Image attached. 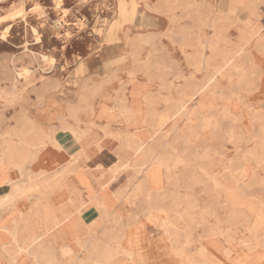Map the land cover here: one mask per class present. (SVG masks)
<instances>
[{
	"label": "crops",
	"instance_id": "1",
	"mask_svg": "<svg viewBox=\"0 0 264 264\" xmlns=\"http://www.w3.org/2000/svg\"><path fill=\"white\" fill-rule=\"evenodd\" d=\"M94 1L92 4L93 8H90L92 11L91 15L97 16L101 7L102 19L105 18L112 22L118 17L119 0ZM129 1L131 0H126L127 3H130ZM169 1L172 8L159 12L156 8L160 5V0H136L137 9L133 22L126 23L117 29L115 32L116 38L112 41L106 39V34L98 36L101 54L80 57L75 61L76 65L67 77L65 75L61 77L57 74L46 76L45 79L37 82L40 85L39 88L20 93L21 96L18 102L12 105H7V90H0V200L12 192V184L14 182L25 183V187H27L29 185L28 175L37 180H42L46 176L48 181L47 184L40 187L41 191L46 192L45 197H41L37 191L19 196L9 209H7V203L0 208V264H40L38 257L37 261L30 257L34 255L32 251L20 253L19 258L17 257L15 261L10 257L13 254L12 250H10L12 247L7 246V244H11L14 238L8 228L13 227L14 219L19 217L20 212L24 213V220L21 222L19 233L20 239L35 234L44 237L45 229L43 224H51L57 218V221H59L58 225L47 233L45 237L51 239L55 237L57 244L65 240L66 244L70 245L71 248L75 243L84 244L83 246L87 248V255L82 260L89 263L88 249L96 242H91L88 239L92 237V230L101 226L95 232L101 236L108 234L105 231L106 227L103 225L108 220L102 219L103 215H101V210L98 208L97 198L100 197L104 201V206L121 213L119 217H121L123 223L129 222L131 213L140 210L139 208L137 210L131 209L129 202L125 198H116L119 192L132 190L140 178L139 172L134 166H131L132 170L127 172V175L129 173L128 176H125V172H122V169L125 168L120 166L121 162L127 158L132 162L135 157L133 154L131 155V152L121 150L120 147L125 143V134L129 133L148 144L154 145L157 155L149 156V159L159 158L164 155V151L158 150V147L172 140H166L157 134L151 136V126L142 122L147 110L144 97L154 96L157 100L154 105L156 111L163 113L168 108V103L165 99L168 96L178 98L179 95L176 90H173L175 87L172 90L165 89L162 87L161 82L158 83L157 87L155 82L160 75L153 72L152 68V76L146 75L147 83L141 81V73L134 64L136 59L132 54H128L124 62H119L116 59L122 54H127V52L135 51L137 53L138 46H143L141 43L145 40L150 43L147 47H152L154 50H158L159 47L163 46L166 50L163 48V61L159 62L158 66L161 68V64H165L166 66L162 67L163 69L171 67L174 69L173 74H169L172 77H165L163 82L183 83L182 77L179 78L180 81L174 82L173 80L178 78V74L184 77L191 76L192 73L188 75L187 70L194 65L190 64L187 54L194 52L195 48L199 47L196 43L195 48H182L183 29L190 27L195 33V37L200 33L204 35V38L210 36L213 32V28L209 25L195 22L188 16V12L182 3L183 0ZM198 1L201 2L198 15L208 23L212 24V20L222 14L225 16L223 24L230 25L229 31L239 30L245 24L244 20L247 18H250L255 25H262L264 29V23L255 21L258 14L255 2L247 0L233 9L236 6L235 0ZM161 3L167 6V0H163ZM6 25L7 23L3 24L0 29V46H7V41L1 39V32ZM15 25L16 22L13 23L12 29ZM204 31H209V34H204ZM209 52L207 49L206 54L208 55ZM176 56H179V58ZM168 57L169 60L174 59L168 63ZM250 57L254 61L259 60L260 64L264 62V56L260 53L257 56L251 54ZM93 58L97 60L99 65L94 67L90 65L94 62ZM8 59L7 52H0V86L5 87V89H7L5 70ZM130 61L133 65L128 69V73L133 69L137 71L135 80L128 84V90L124 94L130 97L128 104L133 108H138L141 113L138 115L139 122L128 124L118 113H115L114 118H105L101 115V111L107 107L117 111L115 106H121L118 98L124 94L122 93L123 90H121L123 87L119 81L125 78L124 70ZM80 64H83L81 72L78 71ZM202 67L208 69V72L211 73V69L205 66ZM209 73L196 81H203ZM63 79L65 81L62 82ZM42 81H45L47 85L45 88L41 86ZM62 83H65V85L62 86ZM93 85H99L100 92L92 101L94 107L91 108L89 104L82 101V97L86 94V90H89ZM132 91L137 94H134V96ZM72 107L78 109L80 122H76L74 118L69 116V110ZM52 109L53 111H51ZM60 115L66 116L67 121L79 131L87 127H90V130L83 138L78 139L71 131L61 128V122L58 119ZM26 116L32 118L37 125L45 129V132L51 134L52 138L46 141V134L37 136L36 141H46V145L38 150L34 159L28 161L25 167L22 165L10 167L7 165L6 149L7 138H9L7 131H18L22 128L23 124H25ZM91 121L95 122V125H91ZM184 123L179 121L178 124L173 125L171 120L162 126L163 128L168 127L170 130L174 126L182 129L187 126ZM163 128L162 130L166 131ZM12 139L18 141V137L14 132L12 133ZM25 148L28 147L21 146V149L24 150ZM26 151L25 154L27 153ZM183 154L184 152H181L179 155ZM151 163L152 161L149 160L148 164L150 165ZM118 169H120V172L114 174V171ZM170 173L173 175V169ZM166 174L165 167H160L154 177L151 180L149 179L147 185L153 189L170 191L171 182L167 181ZM128 186H131L129 190L127 189ZM44 208H49L50 214H44ZM141 221H145L143 216ZM94 222L97 225L92 226ZM150 228L155 229L152 223H147L146 228L142 230H134L135 228L124 230L122 228L118 232L116 225L114 234L110 233L111 239L100 241L102 244L98 255L95 256L96 262L105 264L107 260L104 250L108 243H111L112 246L113 243L115 245V242L112 243L113 238L122 237L123 235L125 240L123 244L128 249L133 250L136 259L135 264H157V262H159L158 264H164L168 262L164 240L161 236V238H154L151 235L154 231H151ZM142 234L145 239L139 243ZM53 245L55 246V244ZM73 253L74 249L72 248ZM9 259L10 262L8 261ZM120 260L117 256L113 263L117 264Z\"/></svg>",
	"mask_w": 264,
	"mask_h": 264
},
{
	"label": "bare ground",
	"instance_id": "2",
	"mask_svg": "<svg viewBox=\"0 0 264 264\" xmlns=\"http://www.w3.org/2000/svg\"><path fill=\"white\" fill-rule=\"evenodd\" d=\"M3 1L6 0H0V2ZM58 1L59 2L56 8H61L64 11L68 10L67 8L62 7L63 0H58ZM160 1L162 2L163 0ZM129 2L130 3H127L126 0H119L118 17L110 23L107 30L105 29L107 31L105 34H106V39L108 41H112L116 38L115 32L117 29L121 28L126 23L133 22V19L136 14L137 2L136 0H131ZM161 2L159 3L160 5L156 8L157 11L164 12L172 8L169 0H167V6L162 5ZM182 3L185 10L188 12V16L191 19H193L195 22L206 24L213 28V32L211 33V35L206 36L204 38V35L200 33L198 34L197 37H195V33L191 30V28L185 27L182 32L183 40L181 42L182 48L184 49L188 47L195 48V44L197 43L199 47L195 48L194 52L188 53L187 59L189 60L190 64L194 65L197 69L201 66H205L211 69L212 71L203 81H199V82L194 80L193 76L184 77L181 74H178L177 77L184 78L183 83L178 82L177 84H174L171 81L168 83L164 81L162 83V87L171 90L175 87V90L177 91L179 97L175 98L172 96H168L165 99L166 102L168 103V108L163 113H159L156 111L154 105L157 100L154 96L144 97L147 110L145 112V117L142 120V122L149 124L151 126L152 129L151 136L155 134L160 135L161 137L165 135H169L171 130L175 129V126L171 130L169 129L163 131L162 125L167 121L172 120L173 125H176L178 124V121H180L179 119L182 118L187 126L186 128L179 129L175 133V139L166 144L167 147L166 151L169 153L161 155V157L157 158V160L153 161L150 165L148 164L149 162L148 160H152V159H149L148 157L154 156L156 154L155 151L153 150L154 145L144 142L140 138L135 137L133 134H129V133L125 134L126 136L124 137L125 143L122 144L120 149L126 150L127 152H131V155L133 154L135 158L132 162L128 160V158L126 160H124L125 159L124 158L123 159L124 161L122 162L119 161L121 162L120 166L123 168L128 166L130 167L134 166L137 172H139L140 178L135 183L130 193H125L124 191L123 192L121 191L116 195V198L117 199L126 198V200L129 203H133V204L140 201L141 203L139 204V206H141V208H139L140 210L131 213L130 214L131 217L128 220L129 222L123 223L121 221V217H119V215L121 216V213L112 210L110 207L104 206L105 203L100 199V197L97 198V205L98 208L101 210L102 213L101 215H103L102 219L104 220L113 219V221L117 225L118 232H120L122 228H124V230L125 229L131 230L132 228H135L134 230H142L146 228L147 223H152L153 225L160 226L163 229V233L161 237L164 240L165 249L167 251V256L169 258V259L167 258L168 262L164 264H227L224 261L225 253L221 247V244L217 236L223 235L226 237V241L231 243L232 241L231 233H230L231 220L234 218L235 219L242 218L243 221H247L248 214L246 213L249 210V206L248 208H246L247 210L243 209L244 211L242 210L240 211L237 209H233L231 211L230 218L228 221V224L230 226L222 227L220 224L221 221L217 219V221L213 225L209 226V229L206 230V236H204V240L201 243V245L197 247V249L193 251L192 254H190L186 251L185 246L183 245V242L180 239L181 233L177 232L175 222L177 220H184L186 229L192 228L195 225V223H202L203 225L208 227L209 217L213 216L215 217V219L217 218L216 206L214 202L210 205L205 206L200 212L194 211V209L198 206V202L191 194L178 196L176 197L177 199H175L174 202L170 204H166L165 200L168 197H174V195H172L171 192L166 190L153 189L149 187L147 183L149 179L151 180L154 177V175L159 171L160 167H165L167 171L166 174L167 181L171 183H183L188 188L192 184H197L201 182V180L203 179L204 181H215V185L214 187H212V191L210 192L216 193L218 196H221L222 193H224L223 191H226L229 188H231L228 187L227 185L225 187V184L214 176H210L207 174L202 178V176L196 173L193 170V167L188 164V161L184 156L185 153L183 155H179L177 158L174 159H172L170 156H171V152L175 149V143L177 141L179 142L185 141V147L187 148L191 146L193 139L195 137H198L201 131H208V130L210 131L211 134V140L212 139L214 140L218 138L219 135L218 130L220 128L221 118H229L231 121L236 122L244 116V114L242 116L236 115L234 112V107L236 105L232 103V100L233 97L236 95V93L232 91L233 86H236L238 89L249 88L251 90H264V62L260 64L258 62L259 60L254 61L250 57L251 54L257 56L259 53L264 56V29L262 25L259 24L255 25L253 24L250 18H247L246 20H244L245 24L239 29L238 39L234 40L232 37L229 36L230 25L223 24V22L225 21L224 15L220 14L219 17L214 18L211 24L208 23L206 20L201 19L198 15L201 8L200 1L183 0ZM236 7L237 6H234L233 9ZM25 12L26 10L24 9V5L22 4L16 10L0 17V24L2 22L8 21L7 25L4 27V29L1 32L2 40L8 41V36L12 29L13 23L17 21L18 18L23 17ZM64 16L65 14L63 15V17ZM31 32L35 36V44L41 43L42 37L38 28L32 26ZM67 37L68 36L66 35V38ZM197 39L198 41H196ZM23 46L26 47L25 48L26 50H29L31 52V55L36 57L35 56L36 52L29 49L28 41L24 43ZM205 49H208L210 51L208 55L204 52ZM128 54H132L136 59L137 53L135 51H132V52H127V54L125 53L122 54L121 56H118L116 60H118L119 62H124L126 61ZM39 57H40L39 58L40 62L47 64L48 68L55 67L57 63V59L52 55L46 53H40ZM165 66H166L165 64H161L160 67L162 68ZM18 68L19 70H15L16 71L15 77H12L9 69L6 68L5 79L10 81V85H7V89H5V87L0 86V90H7V97L10 95L11 98H13L12 100L16 98L18 94V90H24L25 88H30V87H32L33 90H36L40 86L33 80V76H34L33 74L36 73V70L38 68L36 67L34 68L26 65L25 66L23 65L22 67H18ZM82 68H83V64H80V68L78 69V71L81 72L83 70ZM136 71L137 70L135 69L129 71L131 79H135ZM142 71H144L146 75L152 76L150 63H147L146 66L142 69ZM42 72L44 73L45 70L42 69ZM224 82H227L228 86H224ZM20 84L23 85L21 88H20ZM24 85L27 87H24ZM41 86L43 88L47 86L45 81H42ZM99 92H100V86L93 85L89 90H86V94L83 95L82 101L89 104V106L93 108L94 106L92 104V101L96 98ZM132 94L134 95L137 93H134L132 91ZM118 101L121 103V106L118 107L115 106V109L117 110L118 114H120L128 124L139 122L138 115L141 113V111H139L138 108L136 107L133 108L128 104V102L130 101V97L123 95L118 98ZM195 101L196 103L191 105ZM219 101L222 102L221 105L220 103L218 104ZM203 110H208L210 112H216V113L210 115L208 114L202 115L201 112ZM51 111H53V109ZM117 112L113 110V108L107 107L101 111V115L105 118H114L115 113ZM69 116L74 118L76 122H80L77 108H73V107L70 108ZM249 118L252 121H255L256 119L259 118V116L255 111L250 113ZM58 119L61 122V128L64 130L71 131L78 139L83 138L90 130V127H87L79 131L76 127H73L72 124H70L67 121V118L64 115H60ZM195 122L200 124V128L194 127L192 125ZM90 123L91 125H95V122L93 121H91ZM13 132L14 134L17 135L18 141H14L12 139ZM43 134H46L45 135L47 137L46 141L52 138L51 134L45 132V129L37 125L32 118L27 116H26L25 124H23L22 128H20L18 131L17 130L7 131V135L9 137L7 138V149H6L7 165L10 167L19 166V165L25 167V164L28 161L34 159L38 150H40L41 147L46 145V141H40V142L36 141V137L39 135L41 136ZM235 135H236L235 132L232 129H230L229 137L232 139L233 137H235ZM243 136H238L237 140L242 141L243 139L247 138V137L244 138ZM248 139H254L256 141V144L253 147V149L245 151L243 153L242 158L253 159L256 162H263L264 161V128L263 130H261V133L259 135L248 137ZM30 145L32 146L29 147ZM21 146L28 148H25L23 150L21 149ZM204 149L205 151L203 152L202 155L207 156L208 151L210 149L208 146H206ZM25 150H27L26 154H25ZM181 164L184 166V171L180 173L178 176H173L170 173V171H172V169H174L176 166H179ZM231 165L232 167H234V169L237 170L239 168L238 158L232 159ZM128 172L130 171L128 170ZM247 173L248 172L246 170V167H242L241 174L247 175ZM230 178L231 179L234 178V180L236 181L239 180L236 174L233 173L230 174ZM28 183L29 185L25 187V183L14 182L12 184V192L7 194L6 197L0 200V208L3 207L5 203H7V209L11 208V206L15 203V199H17L21 195L23 196L38 191L41 197L46 196V192L40 190V187L42 185L48 183L46 176H44V179L42 180H37L31 175H28ZM233 197H235V199ZM226 200L230 205H238L240 197H237L234 194L233 196L232 195L228 196ZM181 202L184 204V211L183 212L176 211V206L181 204ZM44 214H50V209L44 208ZM261 215H262L261 213L257 214L258 219L252 225V230L255 231V233H253V235L248 239H244L241 241L242 245L247 247L248 250L247 253H245L242 257L239 258H230V257L228 258L234 264H263L264 253H259L257 249L259 247H264V239H259L258 235L256 234L257 230L261 226V222L259 221L260 218L262 217ZM142 216L145 220L144 222L141 221ZM23 220H24V213L20 212L19 217L17 219H14L13 227L8 228V230L11 232L14 238L11 244H7V246L12 247V249H10L13 252V254L10 256L11 259L15 261L20 253L24 251H32L34 255L40 259V264H59V259L56 256H54L53 244L56 241V238L53 237L51 239L45 237L47 233H49L52 229H54L58 225L59 221H57V218H55V222L51 224H47V223L43 224L45 229L44 237L42 235L35 234L26 237L24 239H20L19 233L21 230L20 228L21 222ZM94 225H97L96 222L92 223V226ZM105 231L107 232V230ZM114 232L112 233L114 234ZM185 236L186 238H188L187 241L189 242L188 234H186ZM144 239L145 238H143V234H142L139 243L143 242ZM123 241H125L124 235L122 237L113 238L112 243L115 242V245L113 243L114 247L111 245V243H108L106 249L104 250V252H106V260H107L105 264H114L113 263L114 259L122 254L126 255L127 260L125 261L120 260V262H118L117 264H135L136 259L133 250L128 249L127 246L123 244ZM101 244L102 243L100 242H95L91 245V248L88 249V254H89L88 261L90 263L99 264V262H96L95 256L98 255L101 248ZM82 245L84 244H81V246ZM62 252L65 255L67 254L72 255L71 246L68 244L62 245ZM230 253L231 250H229L228 253L226 252V254H230Z\"/></svg>",
	"mask_w": 264,
	"mask_h": 264
},
{
	"label": "rangeland",
	"instance_id": "3",
	"mask_svg": "<svg viewBox=\"0 0 264 264\" xmlns=\"http://www.w3.org/2000/svg\"><path fill=\"white\" fill-rule=\"evenodd\" d=\"M245 1L247 0H235V5L239 6L242 2ZM248 1L255 2L256 10L258 12L255 21L264 23V0ZM58 2V0H6L0 2V17L16 10L22 4L24 5V9L26 10L24 16L18 18L17 21H15L16 25L9 33L8 41L6 43L7 46H0V52H7V55L9 57V59L7 60V68L9 69L12 77H15V70H19L18 67H22L23 65L38 68L36 70V73L33 74V80L36 83L42 79H45L46 76L54 74H57L61 77L65 75V77H67V75L70 74V72H72V70L74 69L76 65L75 61H77L80 57L89 55L96 56L98 54H101L100 40L98 36L103 35V33L105 34V29H107L111 23L110 20L101 18V7L98 15L95 17L91 15L92 11L90 9L93 8L92 4L95 2L94 0H63L62 7L67 8L68 10L66 11L61 8H56ZM97 7L99 8V6ZM64 14L65 16L63 17ZM5 23H8V21L2 22L0 24V29ZM32 26L37 27L40 31L42 42L39 44H35V36L31 32ZM25 30L26 36L24 35ZM204 34L208 35L209 31H204ZM66 35L68 36L67 38ZM238 35L239 30L229 31V36L234 40L238 39ZM23 37H26V40H23ZM27 41L29 44V49L36 52V57L31 55V52L29 50H26V47L23 46ZM196 41H198V39ZM141 44L143 46H138L136 60L134 62V64L140 70V80L147 83L146 74L144 73V71H142V69L146 66L147 63H150L153 72H156L157 75H160L159 78H156L155 82V85L157 84L156 86L158 87V83L161 82L162 84L165 77H172L169 74H173L174 69L172 67L163 69L159 68L158 66L159 62L163 61V46L159 47L158 50H154L152 47H147L150 43L146 40ZM206 50L207 49H205L204 51L205 53ZM40 53H46L54 56L57 59L55 67L48 68L47 64L41 63L39 59ZM176 57L179 58V56ZM172 59L169 60L168 57L169 61L167 62L170 63ZM93 61L94 62L90 64L92 67L99 65L96 59L93 58ZM131 61L129 62V64H127L124 70L125 78L120 79L119 81V83L123 87L121 89L123 90V94L126 92V90H128V84L132 83L133 80H135L131 79L130 74L128 73V69L131 67V65H133ZM41 68L45 70L44 73L42 72ZM194 68L195 66H191V68L187 70L188 75L192 73L191 76H193L194 80H198V78L201 79L203 76L209 73L208 69H204L202 66L198 69L195 68V70ZM178 80L180 81L179 78L173 81L175 82ZM63 81H65V79H63L62 82ZM182 81H184L183 78ZM7 85H10V81L8 80ZM64 85L65 83H62V86ZM22 86L23 85L20 84V88ZM224 86H228V83L224 82ZM24 87L27 86L24 85ZM232 88V91L236 93L232 100V103L236 105L234 107V112L236 115L242 116L244 114V116L236 122L231 121L229 118H221L220 128L218 130V138L211 140V134L209 130L201 131L199 136L193 139L191 146L186 148L185 141H177L175 143V149L171 152L172 159L177 158L179 154H181V152H184L186 154L185 158L188 161V164L191 165L193 167V170L200 176H202V178L207 174L210 176H214L222 181L225 184V187L227 185L231 188L223 191L224 193H222L221 196H218L216 193L210 192L212 191V187H214L215 185V181H204L203 179L201 180V182L192 184L188 188L183 183H171V190L169 192H171L174 197H168L165 200L166 204H170L174 202V200L177 199L176 197L178 196L191 194L198 202V206L194 209V211L196 212H200L205 206L210 205L213 202L216 206L217 218L215 219V217L213 216L209 217L208 227H206L202 223H195L192 228L186 229L184 220H177L175 222L177 232L181 233L180 239L183 242L186 251L190 254H192V252L201 245L204 240V236H206V230L209 229V226L213 225L217 221V219L221 221L220 224L222 227L230 226L228 224V221L231 211L233 209L244 211L243 209H246L249 206V210L246 213L248 214L247 221H243L242 218H234L231 220V243L226 241L225 236H217L225 253L224 261L227 264H234L228 259L229 257L239 258L247 253V247L242 245L241 241L244 239H248L253 235V233H255V231L252 230V225L258 219V213H261L262 217L259 220L261 222V226L257 230L256 234L258 235L259 239H264V161L256 162L253 159L242 158L243 153L245 151L253 149L256 144V141L254 139H248V137L259 135L261 133V130H263L264 128V90H251L249 88L238 89L236 86H233ZM32 89L33 88L30 87L25 88L24 90H18V94L16 98H14V100H12L13 98H11V96L9 95V98L7 97V105L15 104L16 102H18L19 97L21 96L20 93L27 91L29 92ZM194 103L195 102H193L191 105H193ZM219 103L220 105L222 104L221 101H219L218 104ZM255 111L257 112L259 118L255 121H252L249 118V115L250 113ZM201 113L202 115H210L213 113L215 114L216 112L203 110ZM179 120L184 123L182 118ZM192 125L194 127L200 128V124L197 122L193 123ZM179 128L180 127L175 126V129L171 131L169 135H165L162 138L166 140H174L175 133L179 130ZM163 129L168 130L169 128L164 127ZM230 129H232L236 134L232 139L229 137ZM238 136L247 138L243 139L242 141H238ZM169 142L170 141L161 144L158 147V150L164 151V154H168L169 152L166 151V144ZM206 146H208L210 150L208 151V155L204 156L202 154L205 151L204 148ZM153 150L155 151L154 147ZM235 158H238L239 162V168L237 170L234 169V167H232L231 165L232 159ZM156 160L157 158L150 161L153 162ZM242 167H246V170L248 172L247 175L241 174ZM119 170L120 169L114 171V174L120 172ZM128 170L131 171L130 166L122 169V172H125V176L127 175ZM183 171L184 166L182 164L181 166H176L173 169V176H178ZM231 173L236 174L239 180L236 181L234 180V178L231 179ZM130 188L131 186H128L127 189L129 190ZM130 192L131 190L129 192L126 191L125 193ZM234 194L237 197H240L238 205H230L226 200L228 196H233ZM233 198L235 199V197ZM129 204L131 209L137 210L138 208H141V206H139V204H141L140 201L134 204ZM179 205L176 206V211L183 212L184 204L181 202V204ZM103 225L106 227L105 230H107L108 234L106 236L99 235V233L95 231H98L101 226L95 227L91 232L92 237L88 238L91 242H100L103 240L106 241L111 239L112 236L110 237V233L114 232L116 223L113 221V219H108V221ZM153 226L155 227L154 230L153 228H150L151 231H154L152 233V236H154V238H159L163 233V229L158 225ZM184 231L189 236V242L187 241L188 238H186V234L184 233ZM54 244V256L59 259V264L90 263L82 260V258L84 259L87 255V248H85L83 245L81 246L80 244L75 243V245L72 246V248L74 249V253L72 255H65L62 252V245L66 244L65 240L60 241L59 244H57L56 241ZM229 250H231V253L226 254V252L228 253ZM257 251L259 253H264V247H259ZM30 257H32L36 261L38 259L35 255H31ZM126 258V255L123 254L119 256V259L123 261L127 260ZM8 261L10 262V259ZM158 263L159 262H157V264Z\"/></svg>",
	"mask_w": 264,
	"mask_h": 264
}]
</instances>
